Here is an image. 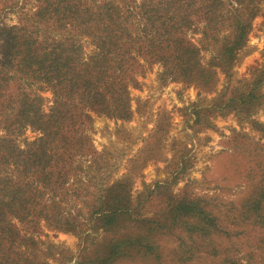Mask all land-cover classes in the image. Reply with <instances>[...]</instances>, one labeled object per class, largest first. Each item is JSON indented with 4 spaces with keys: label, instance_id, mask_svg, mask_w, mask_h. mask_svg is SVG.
I'll list each match as a JSON object with an SVG mask.
<instances>
[{
    "label": "rangeland",
    "instance_id": "obj_1",
    "mask_svg": "<svg viewBox=\"0 0 264 264\" xmlns=\"http://www.w3.org/2000/svg\"><path fill=\"white\" fill-rule=\"evenodd\" d=\"M240 1L220 0L209 11L211 0H0V69L11 77L0 98L2 112H13L20 90L41 96L48 115L54 106L55 89L48 83L12 77L25 41L37 58L64 51L76 75L72 82L92 79L108 100L117 94L113 86L128 84L132 111L123 120L109 109L87 110L85 118L77 105L63 108L69 115L62 128L86 136V155L68 159L64 185L49 178L19 182L16 170L0 164L22 200L34 197L18 204L29 210L25 219L8 214L16 240L0 243V264H101L105 239L149 225L170 195L198 200L230 235L214 236L213 247L198 236L199 245L184 257L191 255L189 260L180 246L193 241L182 230L157 235L165 264H220L226 254L242 264L252 254L253 264H264V0ZM237 21L248 25L246 40L224 66L223 47ZM177 37L199 48L200 64L214 72L210 83L200 85L198 76L179 72L173 59ZM160 52L171 59L162 63ZM70 87L60 93L73 96L78 88ZM250 94L258 98L239 105ZM38 129L28 122L7 126L0 115V137L12 139L18 151L39 153L55 144ZM118 181L128 184L133 204L143 208L116 231H106L98 218ZM258 200L259 211L252 213ZM107 264L162 263L130 256Z\"/></svg>",
    "mask_w": 264,
    "mask_h": 264
},
{
    "label": "trees",
    "instance_id": "obj_2",
    "mask_svg": "<svg viewBox=\"0 0 264 264\" xmlns=\"http://www.w3.org/2000/svg\"><path fill=\"white\" fill-rule=\"evenodd\" d=\"M220 0H211L209 6L207 5V10H213L217 7V3ZM238 4H243L242 1L237 0ZM234 35L231 42L223 47V65L227 66L230 63L233 55L242 47L245 43L247 36L248 25L242 21H237L234 26ZM9 45V43L7 44ZM20 49L18 54L21 55L20 67H18L17 74L12 77L19 80H25L26 82L37 81L41 83H48L53 89H55V100L54 106L52 107L51 113L46 114L43 109V98L37 94H28L23 89L19 91L21 98L19 103L14 107L11 114L7 111L2 112L0 109V115L5 117V124L8 126L9 122H14L15 126L20 127V124H25L28 122L32 125H38V130L42 131L44 136L51 142L55 144L51 148H47L42 152L33 153L32 151H18L15 143L9 137H0V164L2 167L9 168L12 172L13 169L17 171V177L19 182L27 178L39 179H51L54 184L64 185L65 182L62 178H66L69 171L68 159L71 158L74 161L76 157H81L86 155L84 149V140L86 136L81 134L76 137L72 135L70 131L72 129L62 128L66 119L69 115L68 111H64L66 105H77L81 110V114L87 118L85 114L87 110L91 111H103L108 110L109 114L116 116L123 120H130L132 117L131 111V99L128 94V84H121L119 87L114 88L117 90V94L112 99H106V97L98 92V86L94 84L92 79L86 78L84 82H72V79L76 77L73 74L72 64L64 57V51H58L56 53L52 52L53 55L50 60L44 54L40 56L41 58L34 57V52L36 48L33 45L25 41V44H19ZM173 45L175 48L176 56L173 54V59L178 62L175 66L179 69L180 73L187 75L198 76V84L203 85V83H210L209 78L214 75V72L200 64L199 56L200 50L196 46L192 45L190 42L186 41L183 37H177L173 39ZM13 46H10L12 49ZM14 48V47H13ZM158 59L162 63H167L171 58L166 56L163 52H160ZM195 57V58H194ZM176 62V63H177ZM167 65V64H166ZM73 74V75H72ZM34 78L35 80H30L29 78ZM79 77V76H77ZM11 77L8 73L4 71L3 68L0 69V98L2 97V92L9 85ZM41 79V80H40ZM80 84V86H77ZM71 85L68 90L78 88L77 92L73 93V96L67 97L65 94L60 93V90H67L64 87ZM21 88V84L20 87ZM52 89V90H53ZM123 89V93L120 90ZM54 91V90H53ZM243 101H239V105L247 106L251 104L258 97L254 94H250L248 97L242 96ZM70 99V100H69ZM69 101V102H68ZM224 107H231V104H227ZM14 117V119L12 118ZM73 118V116L71 115ZM62 123V124H61ZM68 123V122H67ZM70 124V123H68ZM75 122L71 125L74 128ZM69 127V126H68ZM263 131H264V126ZM9 130V128H7ZM76 137V138H75ZM56 143L59 145L56 147ZM87 143H85L86 145ZM82 165V164H81ZM34 168V169H33ZM82 169V166H80ZM5 170L1 168L0 170V243L2 241L16 240L15 230L13 225H10V220L8 219L9 213L18 215L20 219H25L29 214L27 206H23L24 203L28 204L33 196L28 198V201L22 200L21 195L15 193L16 188L19 187L10 178L5 177ZM42 188H48L47 185L42 184ZM111 193L108 195V199L104 204V208L101 209V215L98 218L102 229L106 231H116V227L122 221L129 220L133 218L134 210L141 206V202L133 204L131 196L128 191V184L123 182H116L114 186L110 189ZM108 190V191H109ZM36 200V199H35ZM34 201V200H33ZM23 202V205H18ZM139 205V206H137ZM165 208L162 214L156 213L153 218L148 223L143 224L141 227L139 224L133 232L129 231L127 233H118L117 236H108L104 243L100 245L98 250L99 259L101 264L112 263L120 258L130 257V256H140V257H153L159 260L162 264H165L166 257L163 254L164 247L162 246L159 237L157 235H163L170 233L173 229H180L184 233V236L188 235L192 239V244L188 242L184 243V236L180 237L184 243L182 247V256L185 257L188 253L193 252L194 245H199L197 240L200 236V240H203L205 245L210 243V246L214 245V236L222 238L223 236H229V232L225 231L224 228L218 223L215 215L210 211L201 206L198 200H191L188 198L173 197L170 195L166 201ZM260 208V200L255 201L251 205L250 210L252 213L258 212ZM27 213V215H26ZM39 213L38 215H40ZM137 221V220H135ZM145 221H149L146 219ZM186 233V234H185ZM7 235V237H4ZM223 235V236H220ZM205 239H209L207 242ZM13 242L11 241V244ZM189 247V249H185ZM215 252L220 253L218 247L214 246ZM222 253V252H221ZM166 257V258H165ZM232 256L226 254L221 259L220 264H242L241 262L231 258ZM253 255L248 258L247 264L252 263ZM191 255L185 260H189ZM176 259V258H175ZM177 260V259H176ZM177 261H183L179 259Z\"/></svg>",
    "mask_w": 264,
    "mask_h": 264
}]
</instances>
